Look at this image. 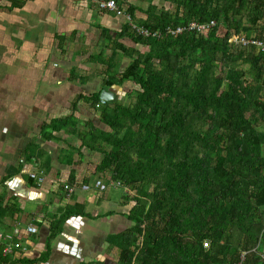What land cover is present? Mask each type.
Listing matches in <instances>:
<instances>
[{"label": "trees", "instance_id": "obj_1", "mask_svg": "<svg viewBox=\"0 0 264 264\" xmlns=\"http://www.w3.org/2000/svg\"><path fill=\"white\" fill-rule=\"evenodd\" d=\"M145 1L137 22L160 36L124 21L131 44L115 37L109 56H90L106 65L103 87L139 86L125 90L129 102L80 95L103 127L80 128L72 112L53 127L99 151L96 170L134 191L116 264H264V51L229 42L264 40V0ZM190 20L214 24L166 31Z\"/></svg>", "mask_w": 264, "mask_h": 264}, {"label": "crops", "instance_id": "obj_2", "mask_svg": "<svg viewBox=\"0 0 264 264\" xmlns=\"http://www.w3.org/2000/svg\"><path fill=\"white\" fill-rule=\"evenodd\" d=\"M99 1L0 0V264L118 262L134 191L96 170L99 151L53 127L71 112L80 128L87 130L89 121L103 127L99 109L80 97L95 92V77L106 102L133 88L125 86L130 81L103 87L106 65L90 57L109 56L115 37L131 44L119 36L124 16L100 9ZM116 2L126 12L130 5L141 8L129 12L133 22L146 17L147 1ZM31 174L42 176L41 183ZM96 178L104 189L94 186ZM7 244L11 251L3 254Z\"/></svg>", "mask_w": 264, "mask_h": 264}, {"label": "built area", "instance_id": "obj_3", "mask_svg": "<svg viewBox=\"0 0 264 264\" xmlns=\"http://www.w3.org/2000/svg\"><path fill=\"white\" fill-rule=\"evenodd\" d=\"M98 7L100 9H106L109 11H113L115 14L117 15H123L125 18V22L128 25L129 31L139 34V35H143V36H160V30L156 29L154 31L149 30L148 28L139 25L135 22H133L131 15L129 14V12H126L125 10H123L116 2V0H101L98 2ZM214 24V21L211 22H200V21H196V20H190L188 22H186V24L183 25H177L174 28L173 27H167L166 31L172 35H177L181 32H183L184 30H195L196 32H206L207 29ZM234 36V38H232ZM236 39V40H235ZM229 42L231 43H241L242 45H248V44H254L256 46V48L260 51H264V40H260V39H252L249 36H243L240 34H233L230 38H229ZM31 176L33 178H36L38 183H41L42 181V176H36L35 174H31ZM94 186L99 188L100 190L104 189L106 187V184L99 178H96L94 180ZM82 188H88V185L86 184H82ZM66 191L69 193L72 192L73 188L69 187V186H65ZM27 231H32L33 227L31 225L26 227ZM14 232L16 234V236H18V228L14 229ZM2 235L0 234V239H1ZM203 245L204 246H208V241H203ZM12 246L13 247H19V242L15 241L12 242ZM9 251H11V247L9 244L4 245L1 248V252L3 254L8 253ZM264 259V256H263Z\"/></svg>", "mask_w": 264, "mask_h": 264}, {"label": "rangeland", "instance_id": "obj_4", "mask_svg": "<svg viewBox=\"0 0 264 264\" xmlns=\"http://www.w3.org/2000/svg\"><path fill=\"white\" fill-rule=\"evenodd\" d=\"M155 2L157 3V5L158 6H164L165 8H168L169 7V5H168V3L167 2H164L163 0H155ZM232 36V35H231ZM232 38H234V36L232 37ZM236 40V39H235ZM243 67H247V65L246 64H243L242 65ZM245 78L247 79H249V80H251L250 79V77L248 76V75H246L245 76ZM92 83L90 84V87H93V88H91V90L92 91H98L99 90V88L101 87L100 86V83H99V80L95 77V80H92L91 81ZM95 86V87H94ZM125 86H131V87H133V88H135V89H137V88H139V86H134L132 83H129V85H125ZM126 88H128V87H126ZM125 88V89H126ZM111 93V92H110ZM110 97H113L112 95H110ZM123 98V97H122ZM122 101H123V103H128L129 102V98L126 96V97H124L123 99H122ZM260 129H264V125H262V126H260L259 127Z\"/></svg>", "mask_w": 264, "mask_h": 264}, {"label": "water", "instance_id": "obj_5", "mask_svg": "<svg viewBox=\"0 0 264 264\" xmlns=\"http://www.w3.org/2000/svg\"><path fill=\"white\" fill-rule=\"evenodd\" d=\"M106 96H107V95H106ZM100 97H101V98L104 97V93H102V95H101ZM102 99H103V98H102ZM102 99H101V100H102ZM102 102H106V100L103 99Z\"/></svg>", "mask_w": 264, "mask_h": 264}]
</instances>
